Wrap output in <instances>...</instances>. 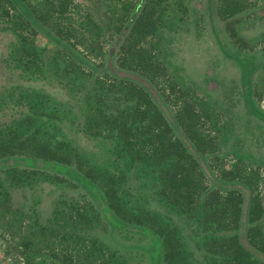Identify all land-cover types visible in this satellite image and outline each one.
<instances>
[{"label":"rangeland","instance_id":"374dc122","mask_svg":"<svg viewBox=\"0 0 264 264\" xmlns=\"http://www.w3.org/2000/svg\"><path fill=\"white\" fill-rule=\"evenodd\" d=\"M20 6L41 17L44 30L32 36L26 21L0 19V90L21 86L68 101L74 113L54 110L50 127L80 146L82 170L97 164L93 173L105 177L97 184L103 186L111 181L102 172L136 167L121 186L127 201L136 212L162 215L151 220L153 232L112 214L94 218L95 202L106 209L100 194L88 196L54 163L13 159L0 164V264H166L157 232L171 225L188 264H235V256L218 251L234 232L208 230L196 218L198 206L189 214L172 206L163 169L177 153L165 146L168 139H180L200 160L205 172L185 165L219 217L232 214L226 191L239 184L245 213L238 234L260 226L261 249L253 254L264 263V69L253 60L264 53V0H0L3 12ZM61 83L81 97H68ZM123 107L136 117H108L116 115L109 108ZM127 121L134 123L128 137ZM168 155L167 162L156 160ZM258 204L261 216L253 213ZM77 209L85 215L80 222Z\"/></svg>","mask_w":264,"mask_h":264},{"label":"trees","instance_id":"16d2710c","mask_svg":"<svg viewBox=\"0 0 264 264\" xmlns=\"http://www.w3.org/2000/svg\"><path fill=\"white\" fill-rule=\"evenodd\" d=\"M14 10L15 11L13 12L0 11V19L10 15L26 21L28 25L26 30H29L28 33L32 36L39 35L43 32L44 29L41 28H44V25L41 27L42 24L38 22L41 20V17L34 15L35 13L30 11L27 7L20 6L14 8ZM137 18L138 17L134 19L133 30H136L138 25H142L143 23L142 19H144V17L141 18L140 16L138 19ZM155 29L156 28L152 27V31ZM45 30L49 32L51 29L45 28ZM1 31L2 28H0V43L2 44L3 38L1 36ZM60 49L74 62L81 63L80 59H77V57L71 53L65 45ZM253 60H256V63L261 65L257 66L256 69H264V53L254 56ZM108 67L110 70V68H112V63H109ZM105 73L107 72L105 71L102 74L106 75ZM102 74L99 76L101 77ZM20 76L22 78L24 77V75ZM99 76H94V78ZM248 82L249 85L246 87L247 92H249V87L252 81L249 80ZM65 85L66 84L61 83V86L68 97H74L77 99L81 97L79 91H74L76 89L72 85ZM248 107L251 109L250 105ZM109 109L114 111L116 115L110 113L108 117L115 121L118 120L122 122L123 120L130 118V116L134 119L137 115L136 111H127L125 107H123V110L117 108ZM54 110H56L55 112L60 111L62 113L68 112L73 114L75 109L68 101L57 100L43 90L37 91L36 89H24L21 86L1 89L0 164L10 165L14 163L13 159H23L21 157L40 160L48 165L54 163L57 167L64 169L63 176L74 178L75 181L80 183L82 182V188L89 191L87 192L88 196H91L94 193L100 194L101 202L106 204V209L105 212H102L100 206L95 202L93 207V209H95L94 218L100 217L104 213L112 214L119 220L123 219L127 221L128 224H125L130 225L132 228H137L144 232L152 231V225H150V222L154 216L162 215V213H160L161 211L158 210L154 212L147 209H139L140 212H136L137 210L133 209L131 203L127 201L126 197L128 195V189L125 188V186L121 187L127 183L126 177H128L132 171L135 170V174L137 175L138 172L136 167L127 172L117 170V174H112V170L106 172L100 171L110 176L111 183H106L103 186L100 184V186L97 185L100 179L105 180V177L103 176H96L98 173L94 172V170L98 168L97 164L91 166L89 172H84L80 165V146L73 145L69 136L63 135V133L57 135L51 131L50 121L52 118L56 119L57 117V113H54ZM132 112H136L135 115H132ZM141 113V115L144 114L143 112ZM262 121L264 122V119ZM133 124V122H126V126L124 127L126 131L125 136H129ZM163 142L166 147L172 148V150L174 149L177 153L175 156L176 159H174L176 162L172 167L163 169V184H165L164 186H167V189L169 190V197L173 204L172 206L185 214H189L191 211L196 210L195 207L198 206L199 208L197 209L198 214L196 215V218L201 217L203 219L202 224L205 225L208 230L215 229L216 226H219L221 228L223 227L222 230L230 233L234 232L232 236L226 237L225 242L218 247V251L221 252L222 256L226 253L228 256L229 254L230 256H235V264H264L255 258L253 254L256 250L260 252L261 249L259 247L260 243L257 239V233L260 232V226L255 225L252 227L249 231V236L242 237L238 234L245 213V196L237 189L239 184H235L236 189L226 191V194L229 197H232V202L234 203L232 214L225 211L223 212L224 216L219 217V210H216L215 206H212L208 200L210 193H205L204 195L203 193H200L201 191L196 187L190 169L185 165L190 161L191 165L198 168L201 167V169L204 168L198 157L192 153V151H190L180 139L178 141L168 139L165 141L163 140ZM180 151L181 153H179ZM169 157H171V155L163 157L157 156L156 160L167 162ZM35 163L36 161H32L31 163V168L33 170L35 168ZM93 172L96 175H94ZM60 173L61 172H58V174ZM118 175H120V177ZM224 184L225 183H223V185ZM7 197L10 202L13 200L12 194L8 193ZM232 202L229 201L230 205H232ZM73 203L74 201H71V204L69 205L68 215L74 214L72 213V209L70 210ZM208 203L210 204V208L208 207ZM200 208H205L207 212L205 211L202 215V212H199ZM144 210L146 211L144 212ZM16 211H18V208ZM254 212H260V216L263 214L261 204H258L255 209L253 208V213ZM227 214L230 216L229 219H227ZM75 215L77 222H80L81 218H85L84 214L81 215L80 209L75 211ZM217 217L218 219L215 221V218ZM260 218H256L255 220L258 221ZM175 232L176 227L171 225L168 226L167 230L164 232L159 229L157 232L159 236L155 233L158 238L161 237L159 242L162 247L163 262H166V264H188L186 259H183L182 253L179 250L181 244L177 239ZM218 255L221 256L220 254ZM236 260H239L240 263H237Z\"/></svg>","mask_w":264,"mask_h":264}]
</instances>
